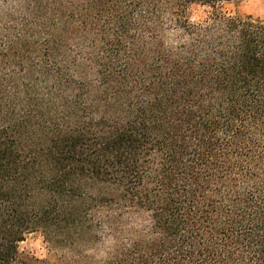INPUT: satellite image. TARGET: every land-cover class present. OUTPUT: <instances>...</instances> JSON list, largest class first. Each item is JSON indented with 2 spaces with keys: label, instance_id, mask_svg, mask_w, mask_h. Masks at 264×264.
Returning a JSON list of instances; mask_svg holds the SVG:
<instances>
[{
  "label": "trees",
  "instance_id": "16d2710c",
  "mask_svg": "<svg viewBox=\"0 0 264 264\" xmlns=\"http://www.w3.org/2000/svg\"><path fill=\"white\" fill-rule=\"evenodd\" d=\"M232 1L0 0V264H264V16Z\"/></svg>",
  "mask_w": 264,
  "mask_h": 264
},
{
  "label": "rangeland",
  "instance_id": "374dc122",
  "mask_svg": "<svg viewBox=\"0 0 264 264\" xmlns=\"http://www.w3.org/2000/svg\"><path fill=\"white\" fill-rule=\"evenodd\" d=\"M222 12L226 14H240L264 16V0H234L221 5ZM211 12V8L199 4H192L188 9V16L192 21H203ZM21 250L30 252L38 258H52L48 245L39 232L29 234L20 243Z\"/></svg>",
  "mask_w": 264,
  "mask_h": 264
}]
</instances>
